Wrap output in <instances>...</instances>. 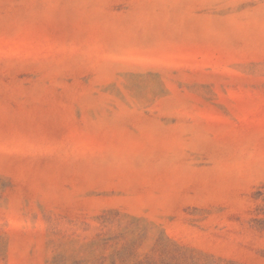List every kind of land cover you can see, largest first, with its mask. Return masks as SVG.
Segmentation results:
<instances>
[{"label":"rangeland","instance_id":"374dc122","mask_svg":"<svg viewBox=\"0 0 264 264\" xmlns=\"http://www.w3.org/2000/svg\"><path fill=\"white\" fill-rule=\"evenodd\" d=\"M0 264H264V0H0Z\"/></svg>","mask_w":264,"mask_h":264}]
</instances>
